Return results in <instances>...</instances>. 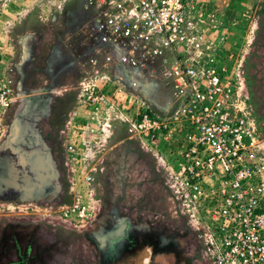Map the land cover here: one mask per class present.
Listing matches in <instances>:
<instances>
[{"label": "rangeland", "instance_id": "obj_1", "mask_svg": "<svg viewBox=\"0 0 264 264\" xmlns=\"http://www.w3.org/2000/svg\"><path fill=\"white\" fill-rule=\"evenodd\" d=\"M251 2L238 30L231 13L224 24L202 3L195 21L220 65L241 75L264 136V0ZM97 15L89 0H0V90L10 100L0 107V155L21 171L13 194L0 196V264H209L201 223L168 185L170 147L163 164L152 138L129 131L144 103L171 114L176 81L153 61L96 73L100 45L88 27ZM90 82L110 106L88 99Z\"/></svg>", "mask_w": 264, "mask_h": 264}, {"label": "built area", "instance_id": "obj_2", "mask_svg": "<svg viewBox=\"0 0 264 264\" xmlns=\"http://www.w3.org/2000/svg\"><path fill=\"white\" fill-rule=\"evenodd\" d=\"M89 2L98 8L88 27L94 46L100 45L90 59L100 66L96 73L153 61L176 81L171 114H155L144 103L129 131L152 138L163 164V148L170 147L174 170L168 185L182 212L201 223L203 258L209 264H264V136L241 75L228 74L212 52L216 42L201 35L195 0ZM120 78L117 94L126 90ZM90 83L88 99L110 106L103 90ZM9 105L1 88L0 107ZM77 207L71 212L79 215Z\"/></svg>", "mask_w": 264, "mask_h": 264}, {"label": "crops", "instance_id": "obj_3", "mask_svg": "<svg viewBox=\"0 0 264 264\" xmlns=\"http://www.w3.org/2000/svg\"><path fill=\"white\" fill-rule=\"evenodd\" d=\"M199 1V2H198ZM198 4L202 3L206 7V10L216 12H223V23L226 24L228 14L231 13L233 18L232 28L237 29L241 23H244L248 20V17L251 16L253 5L251 0L244 2V0H223L221 3L217 4L216 0H195ZM216 6V7H214ZM216 8V10H214ZM210 12V11H209ZM233 12V13H232ZM236 16V17H235ZM238 30V29H237Z\"/></svg>", "mask_w": 264, "mask_h": 264}, {"label": "flooded vegetation", "instance_id": "obj_4", "mask_svg": "<svg viewBox=\"0 0 264 264\" xmlns=\"http://www.w3.org/2000/svg\"><path fill=\"white\" fill-rule=\"evenodd\" d=\"M20 178L21 171L16 163L0 155V196L13 194V190L19 186Z\"/></svg>", "mask_w": 264, "mask_h": 264}]
</instances>
